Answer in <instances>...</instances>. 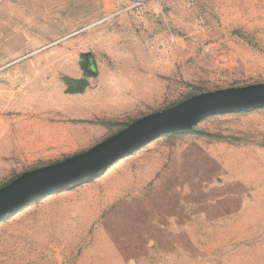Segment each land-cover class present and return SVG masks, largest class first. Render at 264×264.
Returning a JSON list of instances; mask_svg holds the SVG:
<instances>
[{
    "label": "rangeland",
    "instance_id": "1",
    "mask_svg": "<svg viewBox=\"0 0 264 264\" xmlns=\"http://www.w3.org/2000/svg\"><path fill=\"white\" fill-rule=\"evenodd\" d=\"M254 83L264 0H0V188L144 115ZM120 91L125 108L102 111ZM0 264H264V108L165 134L4 217Z\"/></svg>",
    "mask_w": 264,
    "mask_h": 264
},
{
    "label": "water",
    "instance_id": "2",
    "mask_svg": "<svg viewBox=\"0 0 264 264\" xmlns=\"http://www.w3.org/2000/svg\"><path fill=\"white\" fill-rule=\"evenodd\" d=\"M92 65V55H89ZM93 72V68H90ZM80 81L74 90L80 91ZM264 108V83L220 88L192 96L167 109L144 115L88 150L39 167L0 188V220L57 190L92 179L153 140L173 132L193 130L215 114Z\"/></svg>",
    "mask_w": 264,
    "mask_h": 264
},
{
    "label": "crops",
    "instance_id": "3",
    "mask_svg": "<svg viewBox=\"0 0 264 264\" xmlns=\"http://www.w3.org/2000/svg\"><path fill=\"white\" fill-rule=\"evenodd\" d=\"M103 19L104 18H102L99 22H101ZM150 47H151V44H150ZM91 59H92V65H91V63L89 61V67L90 68H93V72H91V70L89 68V71H90L89 73H90V75H94V77L97 78V76L100 74V71H98V68H97V65H96L97 61H96L94 55H92V58ZM82 81L86 82V86L82 90L78 91V94H75V95L80 96V95H82L81 93H85V92L88 91V89H89V82H88V80H82ZM125 95L127 96V94L125 92L120 91V92H118L116 94V96H111V95L110 96H107L104 99V101H102V106H103L102 111H107V112H111V113L116 112V110L119 108L118 107V104H121L125 108V106L127 105L126 104V100H125ZM149 96H150V94H147V96L145 97V95L142 93L139 97H141L142 101H145L146 99L149 98ZM118 99L119 100H122L124 102L117 103ZM142 103H144V102H142ZM95 111H97V110H95Z\"/></svg>",
    "mask_w": 264,
    "mask_h": 264
},
{
    "label": "built area",
    "instance_id": "4",
    "mask_svg": "<svg viewBox=\"0 0 264 264\" xmlns=\"http://www.w3.org/2000/svg\"><path fill=\"white\" fill-rule=\"evenodd\" d=\"M109 18V17H108ZM108 18H104L102 21H105V20H107Z\"/></svg>",
    "mask_w": 264,
    "mask_h": 264
}]
</instances>
